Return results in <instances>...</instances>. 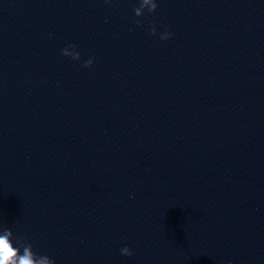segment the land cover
<instances>
[{"label": "water", "instance_id": "water-1", "mask_svg": "<svg viewBox=\"0 0 264 264\" xmlns=\"http://www.w3.org/2000/svg\"><path fill=\"white\" fill-rule=\"evenodd\" d=\"M138 6L0 0V236L54 264H264V0Z\"/></svg>", "mask_w": 264, "mask_h": 264}, {"label": "clouds", "instance_id": "clouds-1", "mask_svg": "<svg viewBox=\"0 0 264 264\" xmlns=\"http://www.w3.org/2000/svg\"><path fill=\"white\" fill-rule=\"evenodd\" d=\"M110 2V0H105V3ZM148 4V0H139V6L136 7L133 11L135 16H141L140 9ZM158 3H152L150 8L148 9L149 14H154L157 11ZM139 23V21H137ZM151 34L153 36L157 35V28L155 24L150 29ZM172 36L171 32H164L161 36V40H167L170 39ZM71 47H76L75 45H71ZM62 55L68 56V53L65 49H62ZM73 60H79L80 59V53L77 52L76 55L72 58ZM93 64V58H89L87 61L83 63V67L89 68ZM10 234V233H9ZM19 249L12 247V244L8 240V236H0V264H54V261L50 259L48 256L43 255H36L32 250V244L29 243L28 247L23 248V254L18 255ZM121 255L124 256H132L133 252L132 250L125 246L120 249ZM38 257V258H36Z\"/></svg>", "mask_w": 264, "mask_h": 264}]
</instances>
